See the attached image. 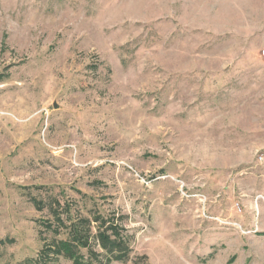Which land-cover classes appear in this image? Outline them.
Segmentation results:
<instances>
[{"label": "rangeland", "instance_id": "374dc122", "mask_svg": "<svg viewBox=\"0 0 264 264\" xmlns=\"http://www.w3.org/2000/svg\"><path fill=\"white\" fill-rule=\"evenodd\" d=\"M56 203L113 264H264V0H0V264H72Z\"/></svg>", "mask_w": 264, "mask_h": 264}, {"label": "trees", "instance_id": "16d2710c", "mask_svg": "<svg viewBox=\"0 0 264 264\" xmlns=\"http://www.w3.org/2000/svg\"><path fill=\"white\" fill-rule=\"evenodd\" d=\"M32 202L40 209L39 202L36 200ZM64 209L69 210L68 207L61 208L56 203L55 207H51L53 223H42L46 229L55 234L60 228L68 230L65 240L55 241L43 250L45 255L42 260H49V254L52 253L70 260L72 264H113L115 262L123 263L129 259L131 250L114 219L107 220L97 215L93 219H69L70 225L66 227L68 218L62 217ZM92 224L100 225L94 235L91 231ZM92 238L98 244L101 254L92 250L90 246ZM1 244L4 242L0 241ZM82 250H85L86 254H83Z\"/></svg>", "mask_w": 264, "mask_h": 264}]
</instances>
